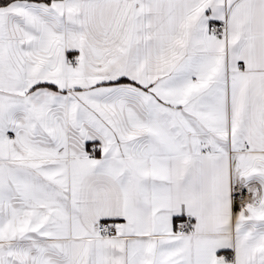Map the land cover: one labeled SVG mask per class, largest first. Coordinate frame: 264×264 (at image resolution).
<instances>
[{"label":"snow or ice","instance_id":"1","mask_svg":"<svg viewBox=\"0 0 264 264\" xmlns=\"http://www.w3.org/2000/svg\"><path fill=\"white\" fill-rule=\"evenodd\" d=\"M0 264H264V0H0Z\"/></svg>","mask_w":264,"mask_h":264}]
</instances>
